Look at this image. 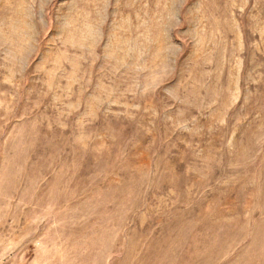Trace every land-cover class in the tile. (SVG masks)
Segmentation results:
<instances>
[{
	"label": "rangeland",
	"instance_id": "rangeland-1",
	"mask_svg": "<svg viewBox=\"0 0 264 264\" xmlns=\"http://www.w3.org/2000/svg\"><path fill=\"white\" fill-rule=\"evenodd\" d=\"M0 264H264V0H0Z\"/></svg>",
	"mask_w": 264,
	"mask_h": 264
}]
</instances>
